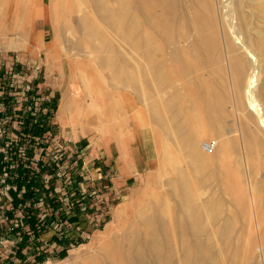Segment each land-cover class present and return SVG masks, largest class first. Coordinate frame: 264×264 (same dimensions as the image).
Returning <instances> with one entry per match:
<instances>
[{
    "label": "rangeland",
    "instance_id": "obj_1",
    "mask_svg": "<svg viewBox=\"0 0 264 264\" xmlns=\"http://www.w3.org/2000/svg\"><path fill=\"white\" fill-rule=\"evenodd\" d=\"M105 1L110 11L117 9L114 0ZM52 2L5 0L0 6V152L4 160L12 158L8 167L25 169L28 188L23 193L26 186L16 191L7 184L0 186V264H98L99 254L108 250L112 238L121 240L128 230L143 234L139 216L157 202L166 205L163 216L173 232L178 214L167 182L178 176V168L191 171L187 179L195 184L207 177L192 170L188 144L176 140L172 130L178 120L186 121L192 134L199 135L194 146L208 157L206 168L223 176L193 191L198 203L220 199L218 212L233 220L226 250L219 234L221 219L208 221L205 237L219 252V264H230L229 252L235 247L241 251L238 264H262L257 251L252 253L258 243L264 252V149L255 146L252 157L246 159L254 169H247V178L238 145L222 156L205 154L200 147L202 141L221 142L234 135L228 126L210 122L197 88L199 77L206 81L215 76L226 94L223 62L218 69L202 65L188 49L170 57L159 33L150 27V21L158 19L132 7L138 21L135 40L149 37L154 42L149 62L143 48L133 49L108 27L94 11L92 0ZM159 9V4L153 8L158 16ZM86 23L93 26L91 31ZM173 25L179 26V21ZM111 58L122 64L119 75L104 64ZM158 71L182 95L176 119L164 108L169 98L166 85L156 78ZM259 71L261 84L264 62ZM83 77L90 80L91 90L83 86ZM125 77L132 86L115 82ZM70 78L78 87L73 92L78 108L74 121L62 128L57 113ZM38 111L48 112L41 136L22 134L23 119ZM101 111L114 133L109 140L94 129L95 115ZM154 112L167 120L166 125L158 123ZM119 139L126 141L125 153L119 150ZM248 180L257 200V231L245 195L242 199ZM119 207L126 215L116 220ZM125 244L121 242L122 256L112 258L114 264H130L125 260L128 253L123 252L128 250ZM177 252L178 247L175 257Z\"/></svg>",
    "mask_w": 264,
    "mask_h": 264
},
{
    "label": "bare ground",
    "instance_id": "obj_2",
    "mask_svg": "<svg viewBox=\"0 0 264 264\" xmlns=\"http://www.w3.org/2000/svg\"><path fill=\"white\" fill-rule=\"evenodd\" d=\"M114 1L117 4L115 11L109 10L105 0H92L93 9L102 16L110 29L121 35L128 44H132L133 49L143 48L149 62L154 42L149 37L142 41L135 40L134 29L138 26V21L132 15V7L145 11L148 18L158 19L157 22L150 21L152 22L150 27L159 33L160 44L162 48L168 50L170 57H177L183 49H188L194 52L193 59L202 62V65H212L218 69L219 64L223 62L228 82V89L227 86L225 87L226 94L224 85L218 86L220 79L217 80L218 77L215 76L206 81H202L203 77L201 79L199 77L197 88L204 99V107L210 122L215 123L216 126L222 124L228 126V132H233L234 135L231 139L227 138L221 142L210 140L213 146L209 152L204 153L211 156L221 153L222 156L230 149V146L238 145L243 157L244 170L249 178L250 172L247 169L250 171L254 169L252 166L248 167L246 159L252 157L255 146H261L264 149V78L261 84L257 82L260 63L264 62V0ZM156 4H159L160 8L159 16L153 11ZM174 20L179 21V26L173 25ZM86 27L90 31L93 29L89 23H86ZM184 62L186 60H182V63ZM104 64L119 75L122 68L119 60L113 61L111 58L110 61H104ZM217 72L214 70L213 74ZM156 73V78L161 79V84H165L167 89L165 93L169 101L164 108L172 114V118L176 119L179 114H177L178 109L182 106V102L179 101L182 95L180 96L177 92V88L170 86L169 77L163 76V73L159 71ZM82 81L86 90L92 89L88 78L83 77ZM72 82L74 80L70 78L62 94L57 113L58 122L60 121L62 128H68V123L74 121V113L78 108L73 99V92L78 87L73 86ZM115 82L124 87L132 86V82L126 77L120 80L118 78ZM183 95L186 98L185 94ZM105 116L103 111L95 115L94 129L102 139L109 140L114 133L106 126ZM154 118L160 125L167 123V120L161 118L157 112H154ZM88 123L92 121L89 120ZM175 123L173 134L180 143L188 144L192 170L207 177H203L195 184L187 179V173L191 171L186 172L187 170L178 168L176 170L178 176L167 182L168 195L175 199V209L178 214L174 221L173 232L171 222L163 216V209H165L163 206L166 207V205L161 204V206L158 202L151 204L139 216L140 228L144 236L138 231L128 230L121 240L112 238L108 250H103L99 254L102 259L98 264H114L112 258L116 259L121 255L119 250H121L122 241L127 244L125 246L128 250L123 252L128 253L125 260L130 264H219V252L212 246L208 237H205L208 221L217 222L219 218L222 221L219 228V234L223 240L222 249L226 250L230 246L234 224L229 215L224 216V213L218 212L222 201L216 198L215 202L204 199L198 203L193 196L194 187H206L210 180L218 182L219 177L223 176H219L215 170L206 168L208 157L198 153L194 146L199 135L192 134L186 121L178 120ZM118 146L120 151L125 153L126 141L119 139ZM262 156L264 157V154ZM225 178L229 180L231 175ZM247 183L242 199L245 195L257 231L255 190L249 180ZM125 215L124 209L119 207L115 218L118 220ZM202 236L205 238L202 239ZM177 247L178 255L175 257ZM254 251H257L260 261L264 264V252L259 243L253 249V253L251 252L252 256L256 255ZM240 256L241 251L238 248L232 249L229 252L230 264H238Z\"/></svg>",
    "mask_w": 264,
    "mask_h": 264
},
{
    "label": "trees",
    "instance_id": "obj_3",
    "mask_svg": "<svg viewBox=\"0 0 264 264\" xmlns=\"http://www.w3.org/2000/svg\"><path fill=\"white\" fill-rule=\"evenodd\" d=\"M51 107L54 108V104H52ZM47 116H48V112L42 113L41 111L35 112L31 116L30 115L26 116L22 122V124L24 125L22 126V134L26 132V133H29L31 137H34V136L40 137L42 132L45 130ZM30 119H33L32 123H29ZM0 155H4V154L0 152ZM6 162H7L6 165L8 166L12 162V158L8 159ZM24 170L25 169L16 168L15 175L14 174L12 175L13 178L15 179L16 188H19L20 186H23V187L26 186L25 184L26 177L23 176ZM25 191H28L27 186L23 192Z\"/></svg>",
    "mask_w": 264,
    "mask_h": 264
},
{
    "label": "crops",
    "instance_id": "obj_4",
    "mask_svg": "<svg viewBox=\"0 0 264 264\" xmlns=\"http://www.w3.org/2000/svg\"><path fill=\"white\" fill-rule=\"evenodd\" d=\"M19 1L33 2L35 0H19ZM54 2H56V0H53L52 3H54ZM4 3H5V0H0V6H1V4H4ZM0 14H1V10H0ZM119 150H120V148H119ZM125 152H126V150H125ZM3 156L4 155H0V186H2L4 184H7V185H9L8 186L9 189L10 188H14L13 191H16V190H19V189L23 188V186H20L19 188H16L15 179L12 176L13 174L15 175V173H16L15 169L11 168V167H8L9 165L8 166L6 165L7 162H6V160L3 159ZM3 170H7V174L5 173V175H2V171ZM21 191L23 192L24 189H22Z\"/></svg>",
    "mask_w": 264,
    "mask_h": 264
},
{
    "label": "built area",
    "instance_id": "obj_5",
    "mask_svg": "<svg viewBox=\"0 0 264 264\" xmlns=\"http://www.w3.org/2000/svg\"><path fill=\"white\" fill-rule=\"evenodd\" d=\"M212 146H213V142L210 140L202 141L200 144V147H201L202 151H204V152H209L211 150ZM58 147H57V149H59ZM5 173H6V171L3 170L2 175H5Z\"/></svg>",
    "mask_w": 264,
    "mask_h": 264
}]
</instances>
